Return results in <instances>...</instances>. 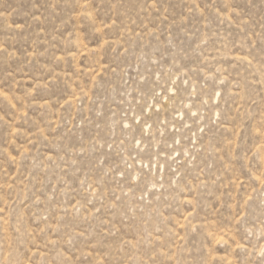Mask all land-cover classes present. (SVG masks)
<instances>
[{
	"label": "rangeland",
	"instance_id": "1",
	"mask_svg": "<svg viewBox=\"0 0 264 264\" xmlns=\"http://www.w3.org/2000/svg\"><path fill=\"white\" fill-rule=\"evenodd\" d=\"M0 264H264V0H0Z\"/></svg>",
	"mask_w": 264,
	"mask_h": 264
}]
</instances>
